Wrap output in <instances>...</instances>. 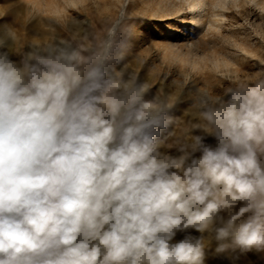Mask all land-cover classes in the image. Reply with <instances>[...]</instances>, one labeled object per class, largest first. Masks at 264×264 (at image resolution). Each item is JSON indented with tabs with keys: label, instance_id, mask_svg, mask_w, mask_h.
Here are the masks:
<instances>
[{
	"label": "clouds",
	"instance_id": "9594fccd",
	"mask_svg": "<svg viewBox=\"0 0 264 264\" xmlns=\"http://www.w3.org/2000/svg\"><path fill=\"white\" fill-rule=\"evenodd\" d=\"M121 23L63 22L19 61L0 51V264H206L213 241L217 256L264 251V77L198 89L203 135L164 152L171 105L117 69ZM15 43L5 29L0 48Z\"/></svg>",
	"mask_w": 264,
	"mask_h": 264
},
{
	"label": "rangeland",
	"instance_id": "374dc122",
	"mask_svg": "<svg viewBox=\"0 0 264 264\" xmlns=\"http://www.w3.org/2000/svg\"><path fill=\"white\" fill-rule=\"evenodd\" d=\"M143 1L146 0H93L92 3L83 0L72 7L69 0H0V35L7 28L16 34L15 45L0 48V51H9L11 59L19 61L31 41L47 39L52 33L67 35L61 26L63 22L74 20L86 27L101 29L106 20L119 17L121 31L128 37L129 46L124 59L116 67L135 73L140 81L147 84V99L158 96L171 105L168 114L174 122L161 133V150L176 155L185 139L203 135L190 128V124L196 122L191 105L198 89L207 85L216 94L223 95L234 81L264 77V11L252 3L245 5L241 0L238 6L230 5L224 11L230 21L224 22L220 32H214L204 24L192 33L202 41L197 51L201 56L219 54L226 49L232 52L233 72L213 76L208 70L200 74L186 70V67L181 69L178 64L168 61L162 51L167 29L163 24L155 28L153 18L144 21L143 14L149 7ZM183 31L189 32L190 28ZM204 142L216 146L212 137H207ZM185 235L178 233L176 239H183ZM215 246L214 241L208 244L206 264H264V251L241 252L237 249L217 256Z\"/></svg>",
	"mask_w": 264,
	"mask_h": 264
},
{
	"label": "bare ground",
	"instance_id": "6f19581e",
	"mask_svg": "<svg viewBox=\"0 0 264 264\" xmlns=\"http://www.w3.org/2000/svg\"><path fill=\"white\" fill-rule=\"evenodd\" d=\"M82 1L69 0V3L73 7ZM240 1L211 0L208 2L204 0L200 9L193 13L180 0H146L143 3L149 7V10L143 16L144 21L153 18L155 28L163 24L167 29L165 34L167 36L162 40V51L169 62L178 64L181 69L186 67V70L198 71L200 74L208 70L213 76H216L218 73L233 72L232 52L226 49L219 54L201 56L197 51L200 50L202 41L192 33L199 30L204 24L208 26V29L220 32L224 22L230 21L224 11L229 9L230 5L238 6ZM243 1L245 5L252 3L263 8L264 11V2L260 0ZM188 22L191 25L187 26ZM188 28H190L189 32L183 31ZM228 43L226 42V44ZM229 44L234 45L231 41Z\"/></svg>",
	"mask_w": 264,
	"mask_h": 264
}]
</instances>
